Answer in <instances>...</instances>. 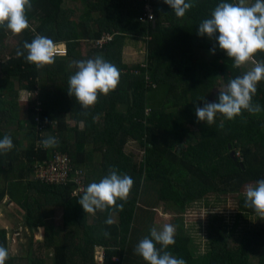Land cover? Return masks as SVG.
<instances>
[{
    "label": "trees",
    "instance_id": "1",
    "mask_svg": "<svg viewBox=\"0 0 264 264\" xmlns=\"http://www.w3.org/2000/svg\"><path fill=\"white\" fill-rule=\"evenodd\" d=\"M68 2L82 3L85 9L77 24L71 22L75 12L63 6L64 0H31L29 29L16 36L17 44L6 59H0V139L8 135L14 142L10 152L0 154V206L9 195L24 211L16 227L32 234L39 228L44 231L41 242L30 237L32 247L25 262L15 258L9 232L0 228V245L9 252L5 264H99L98 247L104 250L102 264H147L134 249L141 239L150 238L152 213L137 208L138 203L162 206L176 215L174 211L183 214L193 203L203 201L209 207L228 192L242 212L235 216L231 230L222 216L210 213L208 249L195 256L192 237L177 215L175 244L166 250L187 264H264V223L245 229L240 241L233 243L237 227L256 214L244 205L246 187L264 179V80L258 82L253 96L261 112L243 111L232 120L217 114L211 125L197 122L195 115L196 107L217 101L229 80L251 65L233 67V60L214 38L198 35L199 23L210 18L219 3L238 0H190L194 6L183 18H177L164 0ZM150 15L154 20H149ZM9 33L0 28L1 46ZM37 34L65 45L66 57L41 68L27 62L23 43H30ZM109 37L101 48L95 47ZM128 39L145 45L142 66L122 65ZM80 43L91 44L85 58L80 56ZM18 49L24 51L23 56L17 57ZM96 55L118 67L120 80L115 90L98 95L97 103L84 109L67 92L68 79L76 71L70 62ZM253 59L264 61V52H257ZM15 122V134L28 136L26 146L20 147L21 141L8 133L9 124ZM69 133L74 136L72 145L67 143ZM48 136L57 138V147L41 145ZM129 142L143 149L138 164L124 153ZM58 153L68 154L84 188L99 182L110 167L131 176L134 184L127 201H117L123 203V210L85 213L78 203L83 194H73L74 184L55 186L33 180L41 163ZM96 155L101 159L95 160ZM19 185L22 197L15 189ZM110 212L112 219L113 213L119 215L117 222L113 219L108 225ZM137 216L148 227L135 229Z\"/></svg>",
    "mask_w": 264,
    "mask_h": 264
},
{
    "label": "clouds",
    "instance_id": "2",
    "mask_svg": "<svg viewBox=\"0 0 264 264\" xmlns=\"http://www.w3.org/2000/svg\"><path fill=\"white\" fill-rule=\"evenodd\" d=\"M164 3L171 7L177 18H183L194 6L190 0L189 2L164 0ZM32 7L31 0H0V28L11 31L15 35L29 29L27 13L32 10ZM198 35L214 38L219 48L233 60V67L240 68L249 62L253 66L242 75L230 79L224 89L219 92L217 101H205L202 107H196L197 122L211 125L215 122L217 114L232 120L242 115L243 111L250 114L261 112V106L253 103V96L257 92L258 82L264 80V61H256L253 57L257 52H264V0H254V3H249V0L219 3L211 12V17L199 23ZM96 44L95 47H97ZM60 48L66 52L65 55H56ZM23 50L27 52L26 61L37 68L51 65L55 62V58H65L67 55L65 45L56 44L49 37L39 34L30 43L24 42ZM211 51L214 53L215 48ZM16 55L23 56L24 51L18 49ZM70 67H75L76 71L68 79L67 92L69 96L75 97L76 102L84 109L94 106L98 101V95L107 96L119 84L120 70L103 55L72 61ZM40 143L44 148H54L59 142L56 137L48 136ZM13 148L12 138L4 135L0 139V154H7ZM133 184L131 176L121 174L116 168L110 167L106 176L99 182L90 183L83 191H78L75 185L73 194H83L78 203L85 213L96 215L98 210L103 212L109 209L122 211L124 205L117 201H127ZM244 205L252 208L264 219V179L246 187ZM118 215L113 213V216ZM105 223L108 225L113 223L111 212ZM175 232V226L170 223L164 224L161 230L153 227L150 230V238L141 239L134 251L147 264H187L185 259L177 258L166 250L175 244ZM104 235L109 234L105 232ZM100 249L101 253L104 252L102 248ZM101 253L96 257L98 263V257H102ZM8 258V250L0 245V264H5Z\"/></svg>",
    "mask_w": 264,
    "mask_h": 264
},
{
    "label": "rangeland",
    "instance_id": "3",
    "mask_svg": "<svg viewBox=\"0 0 264 264\" xmlns=\"http://www.w3.org/2000/svg\"><path fill=\"white\" fill-rule=\"evenodd\" d=\"M252 0H249V3H251ZM63 6L66 9H73L75 12V16L71 20V22H75L76 24L78 21H80L82 14L85 12V9L82 5V3H76L75 5H72L71 2L69 3L68 0H64ZM92 16L97 17L99 14H93ZM78 20V21H77ZM17 35L13 33H9L7 35V38L4 40L3 46L0 45V48H5V51H0V59H6L8 52L12 51L13 46L17 44ZM9 37V38H8ZM20 38V36H19ZM81 42V41H80ZM5 44V47H4ZM89 46V47H88ZM91 44H82L80 43L78 50L80 52L81 58H85L87 56V50L90 48ZM145 45L140 41H132L128 39L126 41V44L124 46L123 52H122V65L126 66H135V65H143L146 62L145 59ZM71 63V62H70ZM249 67H245L244 72L247 70H250V68L253 66L250 62ZM101 122V120H97ZM17 123H13L12 125L9 124L8 129H16ZM21 141V140H20ZM22 143V141L20 142ZM27 145V143H26ZM124 153L128 156L133 157V162L135 164H138L141 157L144 155L143 149L137 147V145L134 144V142H129L125 148ZM238 155V154H237ZM98 158V155H96V159ZM101 159V158H98ZM16 164H14V167L12 168L16 169ZM20 167H17V171H19ZM33 180L36 179L34 175L32 176ZM16 206L13 207V209L9 210V215H13L17 212V209H15ZM137 208H143L142 210L145 213H152V228L155 227L157 230H161L163 225L166 223H170L172 225L173 221L177 218V215L181 216V222L184 226V230L192 237V243L194 246L193 253L195 256H199L206 251L207 248V236H206V225H208V219L209 214L214 213L218 214L219 216H222L224 219V224L229 227L231 230L232 226L235 223V216L238 215L241 211L239 210L238 202L235 200L234 196L231 192H228L226 195L221 196L218 200H213L211 202V205L208 207L204 202H198L191 205H187L186 211L183 214H177L176 211L174 215L173 212H169L166 209H164L162 206H156V207H148L143 206L141 203H138ZM6 210V208H5ZM58 213V211L56 212ZM60 213V212H59ZM242 213V212H241ZM62 216L60 215L59 218ZM114 221H118L117 216L113 217ZM246 222H241L240 226L237 227L235 234L233 236V243H238L240 241V238L242 237L243 231L247 228H252L254 224L257 223H264V219H262L257 214H254L250 218H246ZM22 218L20 216H0V228H5L8 233V239L10 240V248L12 253L15 255V258L24 260L26 262L29 252V246L30 244V237L32 236L34 240L41 242L42 236H41V230L43 228H39V230H35V233L32 234L31 231H29L27 228L21 227L17 228V224L21 222ZM149 220V219H148ZM146 221H143L142 218L136 217L133 226L135 229L144 227H148V223ZM141 223V226L139 224ZM176 233V232H175ZM33 244V243H32ZM36 246V245H35ZM32 247V245H31ZM96 257L100 255L101 249L96 250ZM102 257H98L100 260ZM97 261V260H96Z\"/></svg>",
    "mask_w": 264,
    "mask_h": 264
},
{
    "label": "built area",
    "instance_id": "4",
    "mask_svg": "<svg viewBox=\"0 0 264 264\" xmlns=\"http://www.w3.org/2000/svg\"><path fill=\"white\" fill-rule=\"evenodd\" d=\"M149 20H154V17L150 15ZM104 40L110 41L111 38H105ZM103 40V41H104ZM103 41H99L96 46L100 47L104 44ZM66 52L58 49L56 55L63 56ZM73 174V175H72ZM34 177L42 183H49L55 186L66 185L67 183H73L77 186L78 191H83V180L78 176V173H74L66 153H58L48 161H43L35 172ZM102 258L99 263L104 262V252L101 253Z\"/></svg>",
    "mask_w": 264,
    "mask_h": 264
},
{
    "label": "crops",
    "instance_id": "5",
    "mask_svg": "<svg viewBox=\"0 0 264 264\" xmlns=\"http://www.w3.org/2000/svg\"><path fill=\"white\" fill-rule=\"evenodd\" d=\"M23 96L26 97L27 94L24 93ZM20 102H24V101H20ZM21 105H23V104L21 103ZM20 118H21V115L18 113L17 116H16V120H17V122H18V120H19ZM96 120H99V118H97ZM80 127H81V126H80ZM15 132H16V131H14V129H12V128L8 130V133H9L10 135H14L19 141H20V140L22 141V144H20V147H21V146H26V140H27V138H28L27 134H26V135L23 134V133L15 134ZM73 142H74V136H73L72 134L69 133V135H68V137H67V143H68L69 145H72ZM13 143H14V142H13ZM95 160H98V158L95 159ZM98 163H99V162L94 163V164L97 165ZM7 186H8V185H7ZM8 187H9V186H8ZM9 189H11V187H10ZM15 189H16L17 194L21 195L20 197H22V196H23V193H24V191H23V187H22L21 185H19V186H17ZM14 206H16L15 209H17V212H16L15 214H13V215H9V210L13 209ZM5 208H6V210H5ZM0 216H24V211H22L21 207H19V205H17V203H14V202L10 199V196L7 195L6 198H5V200L3 201L2 205L0 206ZM19 223H20V222H19ZM20 225H21V223H20ZM89 225H92V224L89 223ZM40 233H41V236H42V239H43V237H44V231L41 230ZM76 233H77V231H76ZM99 249H100L99 247L96 248V250H99Z\"/></svg>",
    "mask_w": 264,
    "mask_h": 264
}]
</instances>
